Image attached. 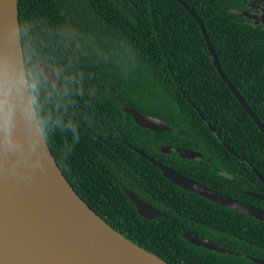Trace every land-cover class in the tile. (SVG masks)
<instances>
[{
	"label": "trees",
	"instance_id": "16d2710c",
	"mask_svg": "<svg viewBox=\"0 0 264 264\" xmlns=\"http://www.w3.org/2000/svg\"><path fill=\"white\" fill-rule=\"evenodd\" d=\"M183 1L205 29L221 71L264 124V28L240 16L242 0ZM18 11L25 67L41 71L44 62L60 82L43 75L44 138L87 206L168 264L264 258V222L175 186L128 148L155 158L146 142L157 135L158 143L200 152L210 162L177 154L161 162L264 210V200L256 198H264V135L219 76L185 8L176 0H18ZM123 108L164 121L172 132L140 128ZM122 187L162 216L142 218ZM184 230L239 256L192 245Z\"/></svg>",
	"mask_w": 264,
	"mask_h": 264
},
{
	"label": "water",
	"instance_id": "95a60500",
	"mask_svg": "<svg viewBox=\"0 0 264 264\" xmlns=\"http://www.w3.org/2000/svg\"><path fill=\"white\" fill-rule=\"evenodd\" d=\"M199 24L212 63L226 87L249 118L264 134V125L221 71L205 29L195 13L176 0ZM248 18H257L244 13ZM264 23V20H263ZM11 62L26 68L21 43L18 0H0V65ZM43 75L54 85V70L41 62ZM139 127L170 132L165 122L130 108H123ZM166 148L183 159L198 156L182 148ZM230 151V150H229ZM231 152V151H230ZM232 153V152H231ZM175 186L210 202L264 222V210L223 196L172 169L145 157ZM137 214L146 220L159 213L143 200L127 193ZM254 197H256L254 195ZM264 200L262 197H256ZM190 244L218 254L239 256L222 246L185 231ZM255 264L264 259L249 257ZM0 264H168L113 230L77 195L58 167L44 138L38 117L25 120L19 113L6 135L0 132Z\"/></svg>",
	"mask_w": 264,
	"mask_h": 264
},
{
	"label": "clouds",
	"instance_id": "9594fccd",
	"mask_svg": "<svg viewBox=\"0 0 264 264\" xmlns=\"http://www.w3.org/2000/svg\"><path fill=\"white\" fill-rule=\"evenodd\" d=\"M46 78L35 67L20 68L7 62L0 65V132L10 135L17 114L26 121L39 117L40 94ZM41 128L44 119L39 117Z\"/></svg>",
	"mask_w": 264,
	"mask_h": 264
},
{
	"label": "flooded vegetation",
	"instance_id": "af4514ba",
	"mask_svg": "<svg viewBox=\"0 0 264 264\" xmlns=\"http://www.w3.org/2000/svg\"><path fill=\"white\" fill-rule=\"evenodd\" d=\"M243 1V3H244V10L243 11H241L240 12V16L242 17V18H246L250 23H251V25L252 26H255V27H260V28H264V23H263V20H264V0H242ZM244 13H247V14H249V15H254V16H256L257 18H254V19H251V18H248V17H246L245 15H244ZM60 85V84H59ZM59 85H57V86H59ZM130 109H132V108H130ZM134 110V109H133ZM137 111V110H136ZM139 112V111H138ZM140 113H142V112H140ZM131 116V115H130ZM133 121V120H132ZM164 122V121H163ZM133 123L135 124V122L133 121ZM166 123V122H165ZM262 123V122H261ZM166 124H168V123H166ZM263 124V123H262ZM136 125V124H135ZM170 125V124H169ZM264 125V124H263ZM137 126V125H136ZM171 126V125H170ZM139 127V126H138ZM140 128H142V127H140ZM143 129H146V128H143ZM259 129V128H258ZM147 130V129H146ZM149 130V129H148ZM260 130V129H259ZM150 131H152V130H150ZM154 134H158V133H162L163 131H152ZM170 132H172V127H171V131ZM262 133V132H261ZM180 134L181 135H185V136H188V134L187 133H185V132H180ZM263 134V133H262ZM264 135V134H263ZM157 138H158V136L157 135H154L153 136V138H151L152 140H151V142H146V148H147V150H151V149H153L154 150V152H153V155H155V158L154 157H152L150 154H147V155H145V154H143L142 153V151L141 150H139L138 148H136L135 146H132L131 145V147H130V145H128V148H130L132 151H134V152H136L140 157H143V158H145V157H147L148 159H151V160H153V161H155V162H157V163H159V164H161V165H163L162 164V157L163 156H170L171 154H176L174 151H170V152H167L166 151V148H168V147H170V148H172L171 150H173V149H175V148H181V147H179V146H176L175 144H172V143H164V144H162V143H158L157 142ZM116 139H121L119 136H117L116 137ZM224 140V139H223ZM223 143H222V145L223 146H226L225 145V143H224V141H222ZM122 143H123V141H122ZM182 149H184V148H182ZM186 150H188V149H186ZM190 151H192V150H190ZM193 152H195V151H193ZM195 153H198L199 155L198 156H196L194 159H188V160H191V161H193V162H195V161H205V162H210V159L209 158H207V157H205L202 153H200V152H195ZM149 155V156H148ZM146 159V158H145ZM167 162H169V161H167ZM163 166H165V165H163ZM167 167V166H166ZM168 168V167H167ZM169 169H171V168H169ZM133 170H135V169H133ZM174 171V170H173ZM175 171H177V170H175ZM177 172H179V171H177ZM136 173H138L139 174V172L138 171H136ZM255 175H256V177H257V173H255ZM258 178V177H257ZM260 181H261V179H260ZM263 185H264V183H263ZM122 189V191L125 193V195L128 197V195H127V193H130V194H132V195H134L135 197H137V198H139L137 195H135V194H133L132 192H130V191H127V189H125L124 187H122L121 188ZM128 199H129V197H128ZM139 199H141V200H143L142 198H139ZM144 201V200H143ZM145 202V201H144ZM146 203V202H145ZM147 204V203H146ZM147 205H149V204H147ZM150 206V205H149ZM151 207V206H150ZM97 208H98V212H100V208L97 206ZM135 208V207H134ZM151 208H153L155 211H157L158 213H159V217H156V218H154V219H151V220H147V221H152V220H157V219H159L161 216H162V213L159 211V210H157L156 208H154V207H151ZM136 210V209H135ZM186 230H184L183 231V233L185 232ZM187 232H189V231H187ZM189 233H191V232H189ZM249 257V256H248ZM261 259H264V258H261Z\"/></svg>",
	"mask_w": 264,
	"mask_h": 264
}]
</instances>
